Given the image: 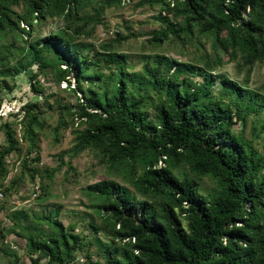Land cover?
Wrapping results in <instances>:
<instances>
[{
	"label": "trees",
	"instance_id": "16d2710c",
	"mask_svg": "<svg viewBox=\"0 0 264 264\" xmlns=\"http://www.w3.org/2000/svg\"><path fill=\"white\" fill-rule=\"evenodd\" d=\"M127 1L0 0L1 197L27 176L32 184L40 179L39 193L33 196L32 186L31 196L45 201L51 188L44 180L56 171L38 165V135L49 124L40 100L1 109V90L11 91L21 73L48 110L53 105L40 73H51L58 85L65 81L62 88L74 96L72 102L53 99L54 141L62 129L73 135L57 156L59 166L66 155L67 170H74L71 159L88 150L107 173L86 187L89 215L100 221L88 226L103 231L105 241L80 234L77 222L65 225L60 205L38 213L7 210L12 223L0 222V251L10 257L0 255V264H19L16 250L2 241L11 233L24 238L32 264H74L93 242L103 260H92L86 248V264H264V81L250 87L214 72L233 60L248 75L263 62L264 0H138L134 6L160 9V26L145 43L193 49L190 61L144 55L135 71L127 70V54L115 47L133 34L118 32L92 53L93 44L82 38L102 23L106 8ZM49 19L62 24L37 33ZM201 37L211 40L210 52ZM12 154L20 171L4 187ZM202 178L212 183L207 191Z\"/></svg>",
	"mask_w": 264,
	"mask_h": 264
},
{
	"label": "rangeland",
	"instance_id": "374dc122",
	"mask_svg": "<svg viewBox=\"0 0 264 264\" xmlns=\"http://www.w3.org/2000/svg\"><path fill=\"white\" fill-rule=\"evenodd\" d=\"M138 0H128L119 6H113L106 8L103 16L102 23L97 25L92 35L83 36L82 38L87 42H91L93 47L92 51L97 49L99 42L103 40H110L116 36V33L122 34L131 33L129 38L122 40L116 44V48L125 52L128 56L127 70L135 71L140 70L145 61L144 55L161 53L167 56L176 58L180 61H190L192 55V47L184 45L181 48L175 44L165 42L160 47H152L145 43L146 37H148L149 31L160 26V19L158 18L159 8L157 5L149 6L144 4L143 6H134ZM62 22L59 19H49L45 24H40L37 27V33L48 34L50 30L60 26ZM204 49L208 52L211 51V40L203 39L201 37ZM36 69L33 65L30 70ZM27 71V70H26ZM226 72L232 79L242 82L246 80L250 87H256L264 81V60L261 63H255L248 75L245 74L244 69H238L235 61H227L222 66L217 67L214 72ZM104 72H107L104 69ZM197 80L199 76L195 77ZM10 82L9 79H7ZM40 84L44 89V94L48 95V103L52 104L51 110L46 109V104L41 95L33 91L30 87L28 77L24 73L19 74L15 78V86L11 91L7 89L1 90V95L4 97L3 104L6 108L8 104L20 105L28 99L40 100V106L46 110L44 116L47 118L48 126L39 132V151L40 161L39 167H47L49 169H56L52 180H44L49 182L51 188V194L45 201H39L35 197L31 196L32 181L26 176L24 182L18 184V188L12 189L10 194L0 198V202L4 203L6 209L0 210V222L3 225H11V220L6 216L7 210H25L29 213H38L44 209L48 210L52 205H60V211L58 219L65 225L72 222H77L76 231L82 235H86V238L92 239L94 235L98 236L101 240H106V235L103 231L93 232L89 221H93L96 224L99 223L98 217L91 214V209L87 206L90 202V196L88 194L87 185L98 181L99 179L106 178L107 173L104 166L96 163V159L93 154L88 150H84L82 153L71 159V164L74 170H67L66 160L68 157H63V163L59 166L58 154L67 150L72 145L73 135L69 129H62L60 131V140L54 141L53 135L50 131V126L54 124V117H50V114L55 112V100L61 99L62 102H72L74 96L70 91L63 89L66 82L63 81L60 85L53 79L51 73L39 74ZM73 84H76L74 76L70 77ZM46 102V103H47ZM47 103V104H48ZM12 119V118H9ZM234 129H239L240 124H233ZM16 133L19 134V126L16 125ZM250 124L246 127L247 136H251ZM4 135L0 131V145L3 143ZM257 142V141H256ZM261 146L260 143L257 144ZM21 146H25L24 143ZM24 152L22 147L21 153ZM58 168V169H57ZM20 171L19 159L16 158V154H12L7 158V173L3 180V186L8 187L12 178L18 175ZM264 175V167L262 169ZM119 180V179H118ZM121 181V180H120ZM203 191H207L212 187V183L207 178L199 180ZM122 184H125L121 181ZM131 187V186H130ZM3 244H9L14 248L19 256V264H32L31 260L25 251L24 238L16 236L14 233L8 234L3 240ZM89 249L92 260H100L102 262L103 257L100 251V247L97 243H86L84 249L77 253L74 260V264H86L84 251ZM0 255L4 259H8L10 256L0 251ZM45 260V259H43ZM43 260L41 262H43Z\"/></svg>",
	"mask_w": 264,
	"mask_h": 264
},
{
	"label": "built area",
	"instance_id": "2783aa9c",
	"mask_svg": "<svg viewBox=\"0 0 264 264\" xmlns=\"http://www.w3.org/2000/svg\"><path fill=\"white\" fill-rule=\"evenodd\" d=\"M13 104H8L7 106H6V108H5V110H7V108H11V106H12ZM2 113H3V111H2ZM39 191H40V189H39V183H38V179H36V181H35V183H34V185H33V196H35L37 193H39ZM2 196V193H1V191H0V197Z\"/></svg>",
	"mask_w": 264,
	"mask_h": 264
},
{
	"label": "clouds",
	"instance_id": "9594fccd",
	"mask_svg": "<svg viewBox=\"0 0 264 264\" xmlns=\"http://www.w3.org/2000/svg\"><path fill=\"white\" fill-rule=\"evenodd\" d=\"M1 109H4V110H5V106H4L3 102L1 103ZM39 180H40V179H38V183H39ZM35 181H36V180H35ZM35 181H34V183H35ZM34 183H33V184H34ZM33 184H32V186H33Z\"/></svg>",
	"mask_w": 264,
	"mask_h": 264
}]
</instances>
